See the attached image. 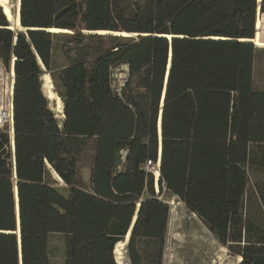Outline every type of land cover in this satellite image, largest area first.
<instances>
[{
	"label": "trees",
	"instance_id": "trees-1",
	"mask_svg": "<svg viewBox=\"0 0 264 264\" xmlns=\"http://www.w3.org/2000/svg\"><path fill=\"white\" fill-rule=\"evenodd\" d=\"M19 23L0 6V60L14 72L13 148L0 128V264H51L54 235L63 264H118L139 203L126 259L162 264L163 192L239 264H264V229L246 213L251 188L264 211V182L252 181L264 171V0H20ZM159 123L156 193L144 166L158 161Z\"/></svg>",
	"mask_w": 264,
	"mask_h": 264
},
{
	"label": "rangeland",
	"instance_id": "rangeland-1",
	"mask_svg": "<svg viewBox=\"0 0 264 264\" xmlns=\"http://www.w3.org/2000/svg\"><path fill=\"white\" fill-rule=\"evenodd\" d=\"M6 5L13 13L16 0H7ZM10 25V27L14 28L11 23ZM260 36L261 40L264 41V25L260 30ZM54 63L56 68L63 67L67 64L60 54L58 44L54 46ZM42 70L43 73H45V70ZM113 75L114 83L120 85L123 82L121 79L123 77L122 75H126L124 67L115 69ZM7 78H10L9 75H0V106L3 107H7L9 104V97L2 91L6 82L9 84ZM42 84L45 85L43 81ZM50 84V89L48 87L42 89L47 98L49 96L47 92L50 91L54 94L51 79ZM57 98L55 94L53 98H48L52 110L57 106ZM6 127L8 126L6 125ZM81 176L84 182L88 183V169H83ZM53 178L55 179L57 188L61 190L65 189V186L54 174ZM255 180H259L262 184L264 182V171L258 172L252 176V181ZM155 192H158L156 186ZM249 196L246 211L247 216L256 225L264 229V211L262 207H260V203L253 188L249 190ZM160 199L165 201L170 209L162 264H236L235 255L229 252L227 248L221 246L204 224L194 214H191L176 197L171 196L167 192H163L160 195ZM50 248L51 264H63L64 252L62 237L57 235L51 236ZM125 252V247L121 245L117 247L116 252H113V256L118 264L129 263L126 259Z\"/></svg>",
	"mask_w": 264,
	"mask_h": 264
},
{
	"label": "bare ground",
	"instance_id": "bare-ground-1",
	"mask_svg": "<svg viewBox=\"0 0 264 264\" xmlns=\"http://www.w3.org/2000/svg\"><path fill=\"white\" fill-rule=\"evenodd\" d=\"M6 2H7V0H0V5L2 6V8H3V11H4V13H5V15H6V17H7V19H8V21H10V23L12 24V26L14 27V28H17V29H20V27H19V15H18V9H19V0H16V6H15V8H14V12L12 13V11L10 10V8L9 7H7V5H6ZM258 25H259V22H257V28H258ZM11 29H12V27H10ZM49 31H54V30H49ZM256 38H257V36H256ZM253 42L257 45V46H260V44L257 42V40L256 39H254L253 40ZM261 46H262V44H261ZM12 73H13V71H12ZM12 77H14V74L13 75H11ZM41 81H43L44 82V84L45 85H43L42 86V89H45L46 87H48L49 89L51 88V84H50V78H49V75L48 74H46V73H44L43 75H42V77H41ZM47 93H49V96H48V98L49 99H51V98H53L54 97V94H52L50 91L49 92H47ZM61 102H60V100L57 98V106H56V108L53 110L54 112H55V114H61ZM57 115V116H58ZM159 126H160V123L158 124V135H160V130H159ZM10 135H11V137H12V133H11V128H10ZM160 138L161 137H159V140H160ZM158 165H159V159H158V161H157V163L153 166V167H151L150 168V171H151V173L153 174V176H154V180H155V186H156V189H158V186H157V181H158V177H159V171H158ZM130 233V232H129ZM129 233H128V235L126 236V240H127V238H129ZM126 242V241H125ZM125 242H121V243H118L116 246H115V248H114V251L113 252H116L117 251V247L118 246H123V247H125ZM117 254V253H116ZM119 259H122V258H119Z\"/></svg>",
	"mask_w": 264,
	"mask_h": 264
},
{
	"label": "built area",
	"instance_id": "built-area-1",
	"mask_svg": "<svg viewBox=\"0 0 264 264\" xmlns=\"http://www.w3.org/2000/svg\"><path fill=\"white\" fill-rule=\"evenodd\" d=\"M13 71V62L11 63V66L9 68V70H6L3 66V64L1 63L0 60V75H9L10 78H7V80H9V84L4 85L5 87L3 88V93L7 94V96L9 97V104L7 105V107H3L0 106V128H4V126L6 127V125L8 126V128H12V95H13V84H14V77H11V75H13L12 73ZM155 164H152L150 161H147V163L144 166V169L147 172H150V168L153 167Z\"/></svg>",
	"mask_w": 264,
	"mask_h": 264
},
{
	"label": "water",
	"instance_id": "water-1",
	"mask_svg": "<svg viewBox=\"0 0 264 264\" xmlns=\"http://www.w3.org/2000/svg\"><path fill=\"white\" fill-rule=\"evenodd\" d=\"M19 1H20V0H19ZM259 1H260V0H258V2H259ZM18 15H19V9H18ZM19 26H20V23H19ZM159 130H160V126H159ZM159 132H161V130H160ZM11 133L13 134V128H11ZM159 137H161V133H160ZM11 139H12V141H11V145H12V148H13V137H11ZM160 155H161V138H160V140H159L158 159H160ZM158 169H159V165H158ZM156 183H157V182H156ZM15 198H16V205H17V192H16V190H15ZM139 207H140V203L137 205L136 214H137V211L139 210ZM16 210H18V208H16ZM136 214H135V216H134V218H133V220H132V224H131L130 231H129L130 233H131V229H132V227H133V225H134V223H135V220H136ZM130 233H129V236H130ZM16 234H17V236H18V245H19V248H20L19 227L17 228V232H16ZM128 240H129V238H127V240H126V238H125L126 244H127ZM126 244H125V245H126ZM19 251H20V249H19ZM124 264H126V263H124Z\"/></svg>",
	"mask_w": 264,
	"mask_h": 264
},
{
	"label": "crops",
	"instance_id": "crops-1",
	"mask_svg": "<svg viewBox=\"0 0 264 264\" xmlns=\"http://www.w3.org/2000/svg\"><path fill=\"white\" fill-rule=\"evenodd\" d=\"M124 70H125V73H126V71H127L126 67H124ZM122 76L123 77L121 79L123 81V79H125L126 75H122ZM235 260H236V264H239L240 261H241V258L239 256H235Z\"/></svg>",
	"mask_w": 264,
	"mask_h": 264
}]
</instances>
